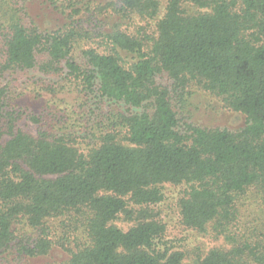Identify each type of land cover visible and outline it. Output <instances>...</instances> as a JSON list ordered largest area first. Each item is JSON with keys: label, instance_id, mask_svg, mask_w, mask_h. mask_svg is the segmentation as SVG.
Returning a JSON list of instances; mask_svg holds the SVG:
<instances>
[{"label": "trees", "instance_id": "obj_1", "mask_svg": "<svg viewBox=\"0 0 264 264\" xmlns=\"http://www.w3.org/2000/svg\"><path fill=\"white\" fill-rule=\"evenodd\" d=\"M136 18L156 21V34L131 32ZM91 42L99 48L82 50L81 65L73 55ZM34 70L81 88L83 109L95 100L128 111L106 115L85 153L65 128L18 129L0 86L1 262L42 264L59 245L64 264H183L156 210L171 185L185 187L182 225L231 246L197 264H264L263 245L233 234L243 198L264 206V0H166L164 14L160 0H0V73ZM192 84L244 127L183 129L172 94ZM57 221L66 232L56 240Z\"/></svg>", "mask_w": 264, "mask_h": 264}, {"label": "rangeland", "instance_id": "obj_2", "mask_svg": "<svg viewBox=\"0 0 264 264\" xmlns=\"http://www.w3.org/2000/svg\"><path fill=\"white\" fill-rule=\"evenodd\" d=\"M97 1L106 2L107 0ZM160 1L162 14H164L166 0ZM32 15H34L33 12ZM87 25L95 29L94 25L89 23ZM95 25L99 26V23ZM139 27L144 28L148 34H156V21L136 18L130 27V31H137ZM98 29H95V32ZM88 48L97 49L99 47L97 43H83L73 55L81 65L84 64L82 50ZM99 50L102 51L103 49L100 48ZM157 81L169 89L172 86L171 80L165 74L158 75ZM0 86L9 87V111L15 113L18 129L38 136L41 132L56 134L61 128H65L64 130L71 134H69L71 142L85 153L92 145L96 144L95 136L101 134L100 124L106 123L103 119L106 115L111 112L128 111V108L123 104L98 103L95 100L89 103L87 109H83L81 106L83 96L80 93L81 88L70 86L66 81H61L58 76H46L35 70L4 75L0 73ZM172 104L183 129H185L184 124H195L206 128H224L230 131H238L245 125V117L242 114L228 109L220 98L194 84L190 85L182 99L172 94ZM134 111L138 112V110ZM34 118L37 122L34 121ZM162 189L165 200L157 206L156 210L166 225V240L185 254L183 264H197L198 257H203L213 249L229 250L231 248L224 237L217 235L212 229L206 233H199L182 225L178 201L185 187L164 185ZM239 208L241 209V217L233 234L238 235L239 239L242 237L250 238L252 242L264 246V206L262 200H258L257 197L250 194L241 200ZM115 224L124 231L130 227V224L122 219ZM51 225L56 240L63 235V232H66L62 229L60 221L53 222ZM83 241L84 235L82 230H79L69 242L73 248ZM65 250V248L56 245L50 256L42 264H64L69 259ZM1 261L0 264H11ZM12 264L19 263L14 262Z\"/></svg>", "mask_w": 264, "mask_h": 264}]
</instances>
